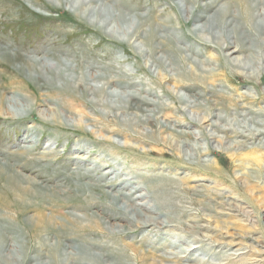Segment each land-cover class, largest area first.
I'll use <instances>...</instances> for the list:
<instances>
[{
  "label": "rangeland",
  "instance_id": "374dc122",
  "mask_svg": "<svg viewBox=\"0 0 264 264\" xmlns=\"http://www.w3.org/2000/svg\"><path fill=\"white\" fill-rule=\"evenodd\" d=\"M124 2L134 21L139 16L169 21L170 26H175L183 35L178 45L188 49L186 54L205 63L204 68L212 77L207 87H215L222 94L217 102L209 96L202 97L196 102L194 111L199 118L204 116L213 122L221 117L214 133L218 142L222 140L232 145V151L218 149L217 143L206 144L203 132L194 140L188 133L198 130L196 127L175 128L168 134L151 128L141 131V136L120 127L116 132L138 140V149L109 148L96 145L98 143L88 132L42 125L34 122V117L21 120L0 115V165L58 196L70 197L78 190L85 191L87 215L96 216L102 228L110 230L108 225H102L108 221L114 226V233L109 235L107 231L94 228L80 234L93 241L109 236L112 245H119L129 256L132 252L127 244H135L150 253L163 251L175 264H264V144H259L260 138L256 137L257 132H264V112L259 111L264 110V58L259 61L261 71H256L253 79L244 80L223 63L220 68L218 52L192 36L190 29L194 25H185L183 15L178 10L174 12L181 0L175 3L167 0ZM260 51L261 48L255 61L263 56L264 51ZM30 60L37 66H29ZM40 62H48L47 66L53 70L68 65L72 76L78 78L101 76L115 82L109 91L140 93L149 101L157 102L155 111H159V107L166 109L168 118H188L186 111L183 116L179 112L181 107L167 89L151 79L144 60L127 46L71 16L59 0H0V92L6 97L18 95L24 103L36 106L47 92L40 88L44 82L33 83L14 63L39 76ZM257 65H253L254 69ZM49 75L57 89L52 99L68 103L88 124L100 120L108 125L105 114L100 113L101 108L90 102L84 90L71 91L65 77L58 75L53 79ZM174 86L171 82L170 87ZM104 99V96L99 97L101 101ZM106 112L110 114L111 110ZM118 115L120 117V113ZM124 115L129 114L125 111ZM76 140L83 142L75 144ZM133 181L144 186L141 193L145 197L135 203L143 214L155 221L151 227H138L125 216L106 208L104 193L124 197L138 195L140 192ZM131 188L134 189L129 192ZM0 198L4 204L0 209L15 200L1 181ZM145 204L152 211L144 209ZM65 213L73 214L71 211ZM163 221L169 222L171 227L160 226ZM21 224L24 226L23 241L31 247L30 226H25L23 221ZM239 247L245 250L236 251ZM242 253L246 254L234 255ZM256 259L261 262H255Z\"/></svg>",
  "mask_w": 264,
  "mask_h": 264
},
{
  "label": "bare ground",
  "instance_id": "6f19581e",
  "mask_svg": "<svg viewBox=\"0 0 264 264\" xmlns=\"http://www.w3.org/2000/svg\"><path fill=\"white\" fill-rule=\"evenodd\" d=\"M59 1L71 16L86 22L96 32L98 31L116 43L127 46L134 51L135 55L144 60V67L151 79L167 89L170 96L175 98L181 107L179 112L182 116L187 112L188 118L170 119L164 112L166 109L159 107V111H155L157 102L149 101L147 97H143L145 95L109 91L114 87L115 82L104 80L103 77L95 74L82 78L74 77L72 69L68 65L53 70L47 66L48 62L38 63L41 72L39 76H34L30 71L14 63L18 71L33 83L38 84L39 80H42L44 86L39 87L42 91L47 89V92L42 94V98L36 106L31 102L24 103L18 95L6 97L0 92L1 116H11L13 119L21 120L34 117L36 119L34 122L42 125L58 126L81 133L88 132L98 143L96 145H106L109 148L114 146V148L138 149V140L116 132L120 127L131 130L137 135L151 128L160 129L168 134L174 132L175 128L196 127L198 130L188 133V135L194 136V140L199 139V134L201 135L203 132L206 136V138L204 137L207 140L206 144L217 143L218 149L232 151V145H227L222 140L218 142V137L214 133V128L218 127L217 123L221 121V117L218 116L213 122L204 116L199 118L194 111L196 102L202 97L209 96L217 102L220 101L222 92L215 87H207L209 82H212L211 74L204 68L206 65L203 61L196 60L186 54L188 49L178 45L177 42L183 40V35L177 32L175 26H170L169 21L165 23L157 19L148 20L146 16H139L138 20L134 21L130 11L124 7V0ZM167 1L175 3L178 0ZM176 7L174 12L176 13L178 10L183 15L185 25L190 23L194 25L193 28H189L192 36L204 42L209 49L218 52L220 60L218 59L219 63H217L220 68V64L223 63L225 67L244 80L253 79L256 71H261L262 64L259 61L264 58V0H181V2H177ZM260 48V53L263 52V56L261 55L259 60L255 61L254 57L259 54ZM246 54L249 56L246 59L242 58ZM256 63L258 64L257 69H254L253 65ZM28 64L31 67L37 66L31 60ZM182 65H186L187 68L184 69ZM49 73L53 79H56L58 75L65 77L71 91L84 90L90 102L95 107L101 108L100 113L105 114L104 119H108V125L102 124L100 120L88 124L75 109L67 105L68 103L52 99V94L56 93L57 89L53 87L51 79L48 77ZM171 82L174 83V88L170 87ZM117 83L121 84V81ZM120 88L124 89L122 86ZM202 90L204 91L202 92ZM100 96L105 97L104 101L99 100ZM102 102H104L103 105ZM108 110H111L110 114L106 112ZM125 111L129 115H124ZM259 111L260 113L264 112L261 109ZM118 113H120V117ZM163 117L166 118L163 119ZM135 118H139V120L136 121ZM111 124L114 127H111ZM261 126L263 127V125ZM256 137L258 140L260 138L259 144H264V132H257ZM82 142L76 140L75 144ZM141 149L145 151L144 148ZM215 149L217 148L215 147ZM188 157L193 159L191 155ZM81 159L83 158L81 157ZM15 172L0 165V181L15 196L14 202L5 206L4 209H0V264H175L163 251H158V254L150 253L138 245L127 244L132 252V256H129L125 250L120 249L119 245L113 246L109 236L94 241L82 236L80 233L83 230L94 228L100 232L107 231L109 235L114 233V226L111 223L108 221L103 223L102 225H108L110 230L104 229L97 222L96 216L89 217L87 215L88 206L84 200L87 193L85 191L78 190L70 197L58 196L47 192L42 186ZM133 183L135 182L133 181ZM134 185H137L136 189L140 193L133 197L104 193L106 208L110 212L125 216L126 220L136 223L138 227H151L155 221L150 216L143 214L135 203L145 197L141 193L144 186L139 183ZM133 189H129V192ZM90 197L92 198V195ZM1 202L3 199L0 201V206H3L4 204L2 205ZM146 206L145 204L142 207L149 212L152 211V208ZM65 211H71L73 214L65 213ZM58 217H62L63 220L59 221ZM22 221L25 226H30L33 241L31 247L23 241L24 226L23 224L19 225ZM90 223L93 224V227L89 226ZM169 224V222L163 221L159 225L166 228L171 227ZM196 225L198 226V224ZM196 225L194 226L196 227ZM201 227L208 229L206 226ZM203 234L207 235V233ZM243 250L245 249L239 247L236 251ZM244 254L246 253L234 255ZM255 262L261 261L256 259Z\"/></svg>",
  "mask_w": 264,
  "mask_h": 264
}]
</instances>
